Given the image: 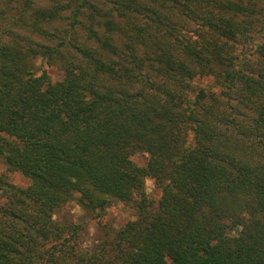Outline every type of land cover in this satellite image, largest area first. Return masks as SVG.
<instances>
[{
	"label": "trees",
	"instance_id": "obj_1",
	"mask_svg": "<svg viewBox=\"0 0 264 264\" xmlns=\"http://www.w3.org/2000/svg\"><path fill=\"white\" fill-rule=\"evenodd\" d=\"M262 35L264 0H0V264H264ZM70 202L135 214L83 247Z\"/></svg>",
	"mask_w": 264,
	"mask_h": 264
},
{
	"label": "rangeland",
	"instance_id": "obj_2",
	"mask_svg": "<svg viewBox=\"0 0 264 264\" xmlns=\"http://www.w3.org/2000/svg\"><path fill=\"white\" fill-rule=\"evenodd\" d=\"M259 44L264 45V35L257 38ZM40 63V61H37ZM47 72L54 79L61 77V71L54 65H45ZM205 81H212V78H205ZM133 160L139 165L146 163L147 156L144 153L135 154ZM5 171V165L0 157V172ZM10 181L18 186L24 187L27 185V179L18 174H9ZM145 191L149 197L153 199L158 198L159 190L155 187L153 181L149 178L145 180ZM2 199H0V203ZM134 210L124 205L123 203H117L109 206L102 217H92V214L79 207L75 202L68 203L65 207L55 213L54 218L62 223L76 222L82 225L81 230V245L83 247H91L95 242L105 238L107 233L111 234L113 230L122 226L126 221L133 218Z\"/></svg>",
	"mask_w": 264,
	"mask_h": 264
}]
</instances>
